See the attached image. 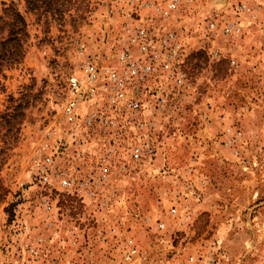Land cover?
I'll use <instances>...</instances> for the list:
<instances>
[{"label":"rangeland","instance_id":"374dc122","mask_svg":"<svg viewBox=\"0 0 264 264\" xmlns=\"http://www.w3.org/2000/svg\"><path fill=\"white\" fill-rule=\"evenodd\" d=\"M47 1L0 0V264H264V0H186L164 19L127 0ZM9 7L25 31L6 46ZM230 20L238 35L221 32ZM138 24L176 34L184 77L129 86L131 115L102 86ZM84 61L98 90L71 120L63 91ZM91 112L115 127L85 124Z\"/></svg>","mask_w":264,"mask_h":264},{"label":"built area","instance_id":"2783aa9c","mask_svg":"<svg viewBox=\"0 0 264 264\" xmlns=\"http://www.w3.org/2000/svg\"><path fill=\"white\" fill-rule=\"evenodd\" d=\"M186 0H127L126 4L130 6L131 13L139 10H148L153 12L159 18H167L178 6ZM240 8H247L244 4ZM216 16H218L216 14ZM217 19L212 18L208 22V29L215 33L217 30ZM220 30L226 35H238L242 26L238 21L222 22ZM130 33L127 40H120L121 50L116 54L119 67L109 68L106 72L107 81L104 80L102 90L106 93V108H119L130 112L131 115L137 114L141 104L134 98L126 96V90L132 84H138L142 89H147V80L153 74L160 71H168L170 78H176L181 82L184 75L180 72L179 55L182 46L173 31L166 30L163 35L153 34L152 30L140 24L128 26ZM136 48L138 55L133 53ZM81 76L77 72H72L66 78L63 91L62 108L68 119H73L74 114L84 102L92 101L97 94L98 86L96 82L100 72L96 66L88 61H84L80 68ZM150 91V90H149ZM95 95V96H94ZM111 115H99L98 112H91L83 119L85 124L93 122L109 126H114V120ZM138 126L143 128V123L138 122ZM152 148L146 147L142 154L140 147L131 149L133 158H141L143 155L152 153ZM67 183V181H64ZM137 250L130 245L125 252V259L132 260L137 256Z\"/></svg>","mask_w":264,"mask_h":264},{"label":"trees","instance_id":"16d2710c","mask_svg":"<svg viewBox=\"0 0 264 264\" xmlns=\"http://www.w3.org/2000/svg\"><path fill=\"white\" fill-rule=\"evenodd\" d=\"M47 1V0H46ZM48 2V1H47ZM32 9H34V6H31ZM10 11V18H11V32L3 39L4 44L7 46L8 43H11V45H17V40H20V34H23L25 31V20L21 13L14 10L13 8H8ZM4 16V14H3Z\"/></svg>","mask_w":264,"mask_h":264},{"label":"water","instance_id":"95a60500","mask_svg":"<svg viewBox=\"0 0 264 264\" xmlns=\"http://www.w3.org/2000/svg\"><path fill=\"white\" fill-rule=\"evenodd\" d=\"M215 2H218L221 5L227 4V0H214Z\"/></svg>","mask_w":264,"mask_h":264}]
</instances>
